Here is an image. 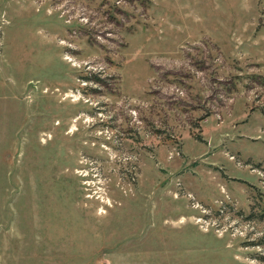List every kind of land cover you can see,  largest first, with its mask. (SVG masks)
Segmentation results:
<instances>
[{"label": "rangeland", "instance_id": "rangeland-1", "mask_svg": "<svg viewBox=\"0 0 264 264\" xmlns=\"http://www.w3.org/2000/svg\"><path fill=\"white\" fill-rule=\"evenodd\" d=\"M0 264H264V0H0Z\"/></svg>", "mask_w": 264, "mask_h": 264}]
</instances>
